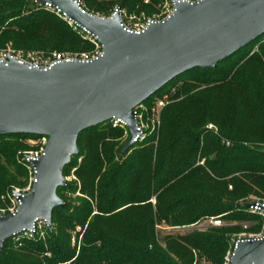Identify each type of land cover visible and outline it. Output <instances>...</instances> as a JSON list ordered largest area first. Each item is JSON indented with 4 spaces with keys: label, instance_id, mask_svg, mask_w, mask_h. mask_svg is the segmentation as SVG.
Wrapping results in <instances>:
<instances>
[{
    "label": "trees",
    "instance_id": "16d2710c",
    "mask_svg": "<svg viewBox=\"0 0 264 264\" xmlns=\"http://www.w3.org/2000/svg\"><path fill=\"white\" fill-rule=\"evenodd\" d=\"M141 1L84 3L88 11L100 12L106 3L129 11ZM16 37L30 41L24 47L56 50L74 49L81 41L55 9L32 0H0V41ZM178 81L173 97H182L161 108L157 131L146 132L124 152L117 145L122 129L108 121L78 133V152L61 169L65 176L73 168L75 181L56 188L64 206L52 208L51 228L43 239L4 240L0 264H221L229 234L239 225L170 229L161 235L155 226L181 227L209 216L237 222L259 217L245 211L241 199L264 193V149L258 146L264 144V34L214 67L174 77L143 103ZM208 122L219 136L205 130ZM33 137L0 135V195L10 186L26 185L27 170L16 159L20 144L14 140ZM198 150L202 165L196 163ZM75 192L79 195L71 200ZM76 225L80 230L85 225L77 250L80 230L73 244L69 233ZM245 228L255 232L257 226Z\"/></svg>",
    "mask_w": 264,
    "mask_h": 264
},
{
    "label": "water",
    "instance_id": "95a60500",
    "mask_svg": "<svg viewBox=\"0 0 264 264\" xmlns=\"http://www.w3.org/2000/svg\"><path fill=\"white\" fill-rule=\"evenodd\" d=\"M48 5L101 46L89 60H59L46 67L15 56L0 60V135L45 136L42 153L32 159L35 181L13 213L0 216V251L14 233L30 229L35 218L50 223L53 207L64 202L56 188L61 169L77 154L80 131L119 119L128 137L137 132L133 108L174 77L216 63L264 34V0H172V12L149 19L136 32L120 20V5L108 16L92 14L78 0H35ZM245 203L244 207H248ZM264 233L237 239L227 264H262Z\"/></svg>",
    "mask_w": 264,
    "mask_h": 264
},
{
    "label": "rangeland",
    "instance_id": "374dc122",
    "mask_svg": "<svg viewBox=\"0 0 264 264\" xmlns=\"http://www.w3.org/2000/svg\"><path fill=\"white\" fill-rule=\"evenodd\" d=\"M32 1L35 3V0H32ZM79 1H80L82 8L84 10L88 11L86 6H85L84 0H79ZM164 3H165V0H161L158 2H151L149 0H142L140 5H138L139 6L138 8H136V9L134 8V9L129 10V11L126 10L124 7H121V5L119 3L118 4H112V5H109L106 3L104 5V9L102 11L99 12V11L90 10L89 12H91L92 14L99 15V16H108L116 5H120V7H121V11H120V15H119L120 20L126 24L135 25V24L145 22L148 18L155 17V16L159 15L160 12L163 10V7L165 5ZM67 24L71 27L72 30L76 31V33H78L80 36L81 41L78 44V46L74 49H69V48L63 47L62 49L56 50L52 47H45V48H41L40 46H26V47H24L23 44L29 43L30 41H28L24 37H21V38L16 37L14 40H12V39L11 40H4V41L1 40L0 41V53L9 52L14 56H20L23 59L34 58L37 60H43V59L50 57L53 53L79 54V53H90V52H92L93 49L95 48V46L90 41L83 38L76 27H73L69 23H67ZM256 47H257L256 44L253 45L248 50H246L245 53L251 52ZM180 83H181V81H178L175 85L171 86L168 91L162 93L159 96V97L163 98L164 105H166L167 103H169L173 100L180 99L182 97V94L179 95L177 98L173 97V91H174V89L177 88L178 85H180ZM140 111L142 113L141 118H140V123L142 125L143 130L146 131L147 133L154 132L155 130L157 131L158 128H152V126L154 124L153 118L148 116L147 113L144 112V110H140ZM207 125H211V127L206 128ZM205 130L211 132L214 135L219 136L218 130L213 123H209V122L206 123ZM206 131H204V132L206 133ZM203 134L204 133H202L200 136V145L202 144L203 140L205 139V135H203ZM126 139H127V134L122 130L121 135L117 139V141H118L117 145H121V147H122V145L126 141ZM14 141L16 143L20 144V147L18 148V150L16 152V159L18 161H21V157L25 151L35 149L38 146V140H36L34 138H20V139L14 140ZM221 142H224L225 145L228 144V142L224 141L222 138H221ZM258 146H260L264 149V144H258ZM211 155L212 154H208L207 157H211ZM78 160L79 159H77V161ZM203 161H204V157L201 156L200 150H198L197 155H196V163L202 165ZM72 171H73V168H71L67 173L65 172L66 175L63 176L65 181H67V180L75 181L74 180L75 177L73 176ZM13 190H14V188H12L10 186L8 189H6L5 193L0 195V204H1L0 206H3V205L8 203L9 196ZM78 195L79 194L77 192H75L70 196V199L72 200L74 197H76ZM263 196H264V193H259V194L250 193L244 199H241V201L242 200L248 201L250 199L257 198V197H263ZM152 202H153V200H152ZM211 218L212 217L209 216V217H206V218H203L201 220L196 221L195 222L196 225L192 226V229H195L198 231H203L205 229V227L209 225V220ZM223 224H237V225H239L240 228H239V230L236 229L229 234L228 242L226 244V248H225L224 253H223V258H222L221 264L225 263V257L227 256V253L229 251V247L231 245L232 239L239 232H242V231L247 232L246 228L244 227V224L256 225L257 229L254 231L259 232L262 229V220L260 217L254 219L252 221H248V222H246V221L237 222L235 220L225 221V220L221 219L220 224L218 226L223 225ZM84 226L85 225H83V227L80 230L79 229L80 226L76 225L72 230L69 231L71 237H73V239H75V232L76 231L78 232L80 230L79 231L80 233L76 236V239H75L76 240L75 250L78 249V244H79V241L81 240V231H83ZM155 227L158 229V233L160 235L163 232L170 230V229H168V226H166L163 222H160L159 225H156ZM184 230H186V229H184ZM71 244H73V243H71ZM203 264H207V263H204V261H203Z\"/></svg>",
    "mask_w": 264,
    "mask_h": 264
},
{
    "label": "built area",
    "instance_id": "2783aa9c",
    "mask_svg": "<svg viewBox=\"0 0 264 264\" xmlns=\"http://www.w3.org/2000/svg\"><path fill=\"white\" fill-rule=\"evenodd\" d=\"M187 1H196V0H187ZM79 3H80V1H79ZM164 4L165 5L163 7V10L160 12L159 15H157L155 17L148 18L147 20H149V19L160 20V19L167 17L173 10L172 0H165ZM44 6L49 7L48 5H44ZM56 12H58V11H56ZM61 16L64 20L67 21V23H69L73 27H76L83 38L87 39L88 41H90L95 46V48L93 49L92 52H90V53H79V54L53 53L50 57L43 59V60H37L34 58L23 59L20 56H15V57L19 61L23 62L24 64H34L37 67H46V66L50 65L51 63H53L55 61H59V60H66V61L67 60H73V59L89 60L91 58L96 57L98 54L101 53V46L96 41L95 37L91 36L84 29L78 28L76 25L72 24L69 20L65 19L62 14H61ZM147 20L145 22L135 24V25L126 24L124 22H122V23L124 24V26L127 29L138 32L146 26ZM8 55H12V54L9 52L0 53V60H6ZM12 56H14V55H12ZM163 106H164L163 98H161L159 96H155L150 100V102L148 104L141 103L132 109V111H134V117H135V121L137 124V132L132 139V143L142 141L145 137V134H146V131L143 130L142 125L140 123V118L142 115L140 110H144V112L147 113L148 116L153 118L154 124H153L152 128H157L159 125V113H160V110ZM108 122L110 123V125L112 127L121 128L127 134V137H128V132L125 130L126 128H125L124 122H122L119 119H110ZM210 127H211V125L206 126V128H210ZM33 138L38 140V146L35 149L25 151L21 157V160L23 161V163L26 167V170H27V175H28L27 183L24 187L14 188V190L11 192V194L9 196L8 203L3 205V206H0V216L5 215V214H9V213H13L14 210L16 209V206L19 203L18 198L16 196H14L13 193L16 192V193L24 194V193L28 192L31 188L32 183L35 181V179L33 177L34 170L32 167L31 160L36 159L42 153V150H43V147L46 143L47 138L45 136H36ZM245 203H249L248 207H244ZM243 209L249 213L258 215L261 218L262 229L259 232H243V231L239 232L231 241V245L229 247V251L227 253V256L225 257V263L224 264H227L229 259H230L231 250L234 246L235 240H237V239H253L255 237L261 236L264 233V196L253 198V199H250V200L244 202L243 203ZM219 224H220V219H218L217 217H212L209 220V225H211V226H218ZM195 225H196V223L186 225V226H181V227H174V228L168 227V229H189ZM244 227H246V224H244ZM50 228H51L50 223L47 224V223H45V221L43 219H40L37 217L34 219V223L30 229H25V230H22L20 232L14 233L10 237V240L13 243H18V241L21 238L43 239L45 234H46V231ZM73 242H74V239H73V237H71V243H73ZM250 264H252V263H250ZM262 264H264V262Z\"/></svg>",
    "mask_w": 264,
    "mask_h": 264
}]
</instances>
